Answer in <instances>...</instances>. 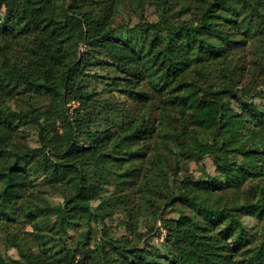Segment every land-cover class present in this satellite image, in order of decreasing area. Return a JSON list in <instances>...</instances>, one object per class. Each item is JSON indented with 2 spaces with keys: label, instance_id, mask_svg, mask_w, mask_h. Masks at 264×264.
<instances>
[{
  "label": "trees",
  "instance_id": "trees-1",
  "mask_svg": "<svg viewBox=\"0 0 264 264\" xmlns=\"http://www.w3.org/2000/svg\"><path fill=\"white\" fill-rule=\"evenodd\" d=\"M253 20L264 0H0V73L14 78H0V264H264V29ZM30 124L36 144L18 139ZM124 162L138 164L122 173ZM115 208L129 234L103 222ZM140 220L160 223V247L133 240Z\"/></svg>",
  "mask_w": 264,
  "mask_h": 264
},
{
  "label": "rangeland",
  "instance_id": "rangeland-1",
  "mask_svg": "<svg viewBox=\"0 0 264 264\" xmlns=\"http://www.w3.org/2000/svg\"><path fill=\"white\" fill-rule=\"evenodd\" d=\"M125 20H129L126 25L127 26H131L133 25L134 22H136V18H129L126 17ZM249 28L251 30H260V29H264V21H260V20H256V21H252L249 25ZM127 33V39L132 41L134 38V32L133 29H129L128 31H126ZM183 60L184 62H181L183 65H186L188 63V58H187V54H183ZM0 78L2 79V82L5 83L7 86L11 87L14 83V78L11 77L8 74L5 73H0ZM168 84L162 85L159 88V94L160 97L163 100H170L172 101L176 108H178V113L180 114L181 111L183 110L181 106H179L173 99V94L171 93V90L169 88V86L167 87ZM146 91H150L148 89H146ZM9 103L11 104L12 108L18 109L21 107V104H24L23 99L21 98L20 95H17L15 97H13L12 99L9 100ZM4 131H0V135L3 134ZM18 139L21 141H27L30 144H36V140H37V134H36V127L32 124L30 125H25L22 126L20 128V130L18 131ZM166 145L167 148L171 149L172 151H177L178 147L176 145V143L173 140H166ZM138 163H133V162H124L120 164V169L121 172H132L134 170V168ZM204 165H205V169L207 171V173H209L210 175L213 174V164L211 163L210 159L205 158L204 160ZM108 166L113 169V166L108 163ZM189 169L190 171L195 175L198 176L200 173V166L199 164H196L194 162H191L189 165ZM114 177H117V179H119L120 177H125V175L120 174V177L116 174H114ZM112 190V186L109 185L107 186V191L110 192ZM127 195L131 198L132 195L130 193H127ZM57 197L54 198V201H57ZM93 205L95 206L97 204V201H93L92 202ZM174 211L172 209H168L165 212L166 216H172L174 215ZM128 215H125L120 208H115L113 213H110L109 215H104V218H102L103 222H105L106 226H108L110 228V231L115 234L116 236H119L121 234H129V231H126L124 229V227L122 225H120V221L124 220L127 218ZM39 219H43V220H51L53 219V214L49 213L46 210H42L41 214L39 216ZM245 222L247 224H249L251 226V230H254V228L257 225V222L255 220H253L251 217H246L245 218ZM159 222H156V225L154 226L152 220H147V221H143L140 220L138 222H134L133 227L136 229V233L134 235H132L133 240L143 246H147V247H153V246H157L160 247L161 242L163 241L164 235H165V230L163 229H156V226L159 225ZM101 226V225H100ZM258 246V240L256 239L253 243H251L250 245H248L247 247H245L246 251H253L256 249V247ZM9 253L11 256L13 257H17V252L15 249H10ZM90 262L92 264H96V258L93 256L90 260Z\"/></svg>",
  "mask_w": 264,
  "mask_h": 264
}]
</instances>
